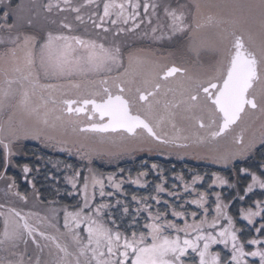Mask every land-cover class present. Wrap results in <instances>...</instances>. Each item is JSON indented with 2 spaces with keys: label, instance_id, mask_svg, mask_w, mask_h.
Segmentation results:
<instances>
[{
  "label": "snow or ice",
  "instance_id": "obj_1",
  "mask_svg": "<svg viewBox=\"0 0 264 264\" xmlns=\"http://www.w3.org/2000/svg\"><path fill=\"white\" fill-rule=\"evenodd\" d=\"M93 3L95 0H84V6ZM63 4L68 8H61L59 0L55 3L49 0L43 5V9L51 12L55 7L60 11L80 12V7H71V0H63ZM141 7L144 18L151 24V17L157 15L159 5L150 0H143V3L141 0H103L99 23L94 19L92 23L100 29L105 23L127 26L131 22L130 28L117 27V34L132 32L138 30L143 23V20L137 23L141 16ZM18 9H22V6L17 4L13 9L9 3H4L2 9L6 35H0V46L3 47V52L0 53V75L3 77V83L0 84V115H7V128L0 125V133H6L0 135V166L4 169L19 166L12 159L16 154L13 151L15 142L40 136L39 131L24 129L23 120L17 121L16 115L40 118L39 106L33 103V97H36L38 92L47 91L48 98L56 103L52 99L53 93L59 91L62 86L41 84V74L45 78H64L78 74L111 72L113 68L123 67L124 62L119 45L109 47L95 40L54 34L51 31L41 36L37 32L29 31L34 27L32 19L19 24H7L11 12ZM96 15L97 13H92L93 17ZM164 15L168 21L167 32L162 24L153 26L152 35L156 40L172 39L180 34L184 36L187 49L195 56L196 61L202 51L210 50L220 53L216 63L209 66L205 72L195 75L190 74L187 68L175 64L155 66L148 73H135L134 77H140L137 81L134 77L127 78L129 69L133 65L140 66L143 61L139 55L129 52V68H126L124 73L101 79L99 84L102 87L98 91L88 92L77 99L62 100V111L68 116L82 114L87 117V123L77 121L84 125L79 129L81 132L116 133L121 140L145 137V134L163 145L177 144L181 138L187 140V136H180L182 129L177 128L176 119L179 116L180 119L193 122L195 127L203 130V135L196 134L195 143L211 145L229 133H234L232 142L243 144L244 132L248 125L241 127L239 132L235 130L244 117L258 112V118H264V0H189L188 3L179 4L177 7L165 6ZM76 20L83 23V17L80 15L76 16ZM61 27L69 31L72 28L64 21H61ZM109 30L104 28V31ZM158 30L161 34L156 36ZM177 75L181 77V98L165 99L162 103L158 98L162 85L158 81H167ZM72 87L79 88L80 85L73 84ZM169 91L174 90L167 89L164 96H167ZM39 99L47 105L48 100L43 95H40ZM56 119L61 120V117L57 116ZM43 123L48 125L47 114ZM165 126H170L176 135L170 137L168 132L163 131ZM101 138L103 139V136ZM257 143L264 146V123L261 124L259 138L253 137L244 151L217 152L211 158L215 163L228 164L236 156L246 155ZM177 146L188 147L187 144ZM152 167L155 169L157 166ZM260 167L264 169V163ZM22 171L27 177L31 169L25 164ZM89 173L90 175L84 176V184L80 188L84 195L83 205L74 212L68 211L67 208L64 210V231L61 232L57 225L50 224L58 235L40 230L39 224L42 221H31L36 215L34 213L24 214L13 207L8 208L6 212H0L3 217L0 252L7 253L0 257V264H186L189 251L198 258V264H249L248 257L258 258L259 264H264V247H255L252 251L245 250L246 245L238 235L243 233L244 229L237 228L234 217L229 214L232 201L225 203L221 193H213L215 204L210 210L207 206L209 194L205 191L196 192L192 188L196 181L203 179L202 177L193 176L191 184L184 185L185 194L192 188L195 198L185 200L179 205L181 209L186 204H193L202 209L203 216L199 220L194 219L189 223L187 217H196L198 213L179 211L175 204L169 205L167 201H164V211L157 208L154 213L152 206L146 201L152 199L159 205L161 201L158 195L139 199L133 196V201L142 207L135 209V215L125 225L123 218L117 223L114 213L105 211L113 208V205L100 203L92 208L97 187L101 198L106 195L111 197L113 193L105 192L103 179L98 178L92 169H89ZM239 173L251 176V182L243 189L245 195L238 194L239 200L244 201L245 196L256 187L264 190V176L243 167L239 169ZM5 175L6 172H0V176ZM114 175H108L107 179L118 191L122 181L117 183ZM145 175V172L138 174ZM80 176L81 171L74 170V174L65 179L76 189V180ZM8 179L12 181L8 184V189L11 190L15 180L12 177ZM133 183H139V179ZM212 185L235 187L218 173L212 174ZM164 191L162 184L156 185L157 193ZM15 194L21 200H27L21 193ZM168 195L177 199L180 196L178 192H168ZM120 203L117 200L116 207H119ZM254 204V209L242 207L239 210L240 217L253 227L256 217L264 220V201L256 200ZM3 207L0 205V208ZM169 211L173 219H168ZM210 211L214 213L211 219ZM129 213L130 208L125 205L124 216ZM142 213H147L143 225L140 224ZM177 219H182L183 224L177 223ZM82 225L86 238L81 234ZM255 231H264V223L256 227ZM65 236L68 240L62 239ZM29 240L38 250L35 259L28 254ZM40 240L49 241L54 246V251L50 249L48 253L53 257L51 261L42 262L41 254L45 248H49V244L42 245ZM68 241L71 242V251ZM262 243L264 241L260 239L247 241V244L252 246ZM21 244L24 245L23 251L19 250ZM221 244L224 249L230 251V256L225 260H222L221 252L211 250L213 245Z\"/></svg>",
  "mask_w": 264,
  "mask_h": 264
},
{
  "label": "rangeland",
  "instance_id": "obj_2",
  "mask_svg": "<svg viewBox=\"0 0 264 264\" xmlns=\"http://www.w3.org/2000/svg\"><path fill=\"white\" fill-rule=\"evenodd\" d=\"M12 1V0H11ZM17 1V0H16ZM49 2V0H18L15 5L14 8L17 4L22 6V9H18L16 11L11 12L10 15H12L15 19V22L17 24L22 23L20 20L23 19L24 15H27L28 19H32V17H43L44 19V23L46 25H48V23L52 26H48V30L53 32L54 34L57 33H61L62 30L64 29H60L61 28V19L65 22L68 23L72 26V29H76L78 30V32H83L84 34L88 35H94V31H99L97 32V35L99 36H103V38H101V40L103 41V43L105 44V46H112L111 41H109L108 37L111 34H114L116 32L117 34V27L119 26H112V25H104L103 28H96L94 26V24L92 23V20H96L97 23H99V18L97 17V15L95 17L92 16V14H88L86 15V11H87V6H84V0H71V7H80V16L83 17V23H81L80 21L76 20V14L75 17L73 16L72 13H69V15H72V17L75 18V20L73 19H69L65 16V14L67 13V11H60V9L53 7V9L51 10V12H46L43 9V5L47 4ZM56 0H53V3H55ZM61 8L63 7L62 5V0H59ZM150 2H154L156 4L159 5V7L157 8V15L154 17H151V24L148 23V20L144 18V14H143V8L141 7L140 12H141V16L138 19L137 23H140L141 20H143V23L140 24V27L138 30H135L133 32H135L136 36L139 35H143L144 38H142L143 42H146V46H148L149 50L146 48H136V49H132L129 52H146V53H150L152 51L155 52H161L163 55L161 56V61L163 62L164 59H168L171 58L173 56H180L181 59L183 61H187L188 59V70H191V72L193 74H198L200 72V70H203L204 72L207 70L205 68H209V66L214 65L216 63V61L218 60L220 53L219 52H213L210 50H205L201 52V55L199 57V60L196 61V58L193 54L189 53L188 49H187V44L185 41L184 36L177 34L175 37H173L172 39H162V40H156L153 35H152V27L153 26H158V25H164V31L167 32V18L164 15V7L171 5L172 7H177L179 4H185L188 3L189 0H150ZM172 2V3H171ZM173 2H176V4L174 5ZM7 3V2H6ZM10 3V2H9ZM141 3H143V0H141ZM171 3V4H169ZM92 7L96 8V13H98L99 11H103V0H95V4L91 5ZM66 7V6H64ZM63 7V8H64ZM149 16H151V9L149 10ZM3 14H0V18L2 19ZM4 18V17H3ZM88 19L89 21L87 22ZM189 18V22H190ZM39 21H42V19H38ZM1 21V20H0ZM8 21V19H7ZM54 22V24H53ZM88 23V25H90V27H88L86 24ZM1 24L3 26H5V20H3L1 22ZM74 24V25H73ZM131 24H129L130 26ZM47 27V26H46ZM60 27V28H59ZM59 28V29H58ZM104 28H108L110 29L109 31H104ZM141 29L144 30V32H141ZM42 31V30H41ZM66 31V30H64ZM70 32H73L72 30ZM87 32V33H85ZM161 34L160 30L157 31L156 36H159ZM2 35V34H1ZM109 35V36H108ZM178 38H180L178 40ZM88 40H95L97 41V43H102L100 41L97 40V38H90L88 36ZM105 40L108 41L107 44L105 43ZM175 42V43H174ZM171 43H174L175 45L174 48L172 49ZM167 46H170L167 48ZM0 53L3 52V47L0 46ZM207 52L213 53L215 54L216 57H212L211 55H208ZM166 61V60H165ZM196 61V62H194ZM201 65L203 67H201ZM109 72H103V73H86V74H78V75H73L71 77H69L68 79H72V78H91L94 76H104V75H108ZM43 75V74H42ZM44 77V76H43ZM2 75H0V80H2ZM66 78V77H64ZM50 81V80H49ZM76 81V80H75ZM82 81V80H79ZM1 82V81H0ZM61 82H68V80H62ZM60 82V83H61ZM72 82V81H70ZM86 82V81H85ZM41 83V81H40ZM83 83V82H82ZM2 84V83H0ZM49 84V83H46ZM47 92V91H44ZM90 92L89 89L85 90V93ZM40 95H44V93L38 92V95L36 97H33V103L34 105H38V112H39V116L40 118H42L46 108H48L47 105H44L43 101H41L39 99ZM45 98V97H44ZM46 99V98H45ZM48 100V99H46ZM54 113V112H53ZM259 117V113H254V114H250L244 117V120L242 121V123L240 125L237 126L236 128V132L240 131L241 127H244L245 124L248 125L247 130L244 132V143L243 144H236L232 142V136L234 135V133H229L228 136L223 137L218 139L217 141L213 142L211 145L209 144H199V143H195L193 140H191L192 136L196 134H200L203 135V130H200L198 127H195L193 125V122L190 121H186V120H182L179 118V116L176 119V125L177 128L182 129V131L180 132V136L184 137L187 136L188 139L185 140L183 138H181L180 140L177 141V144H173V145H178V144H187L188 147H177V148H165L164 146H169V145H163L161 144H155L153 142L150 141L151 144H145L143 142H137L136 143L134 141H124L125 144L123 145V141L118 143V145L113 144L112 145V138L110 134H84V133H80V135H78V141L79 144H76L77 146H83L85 148H81V150L74 152V149L71 148L70 150L65 148V144H63L61 141L66 140L67 144H73L71 142L70 139H74L77 141V139H75L74 137H71L70 135H66L68 136V138H62V136L60 135H52L50 136L49 134H51V132L56 133L57 131L50 129L51 132L48 133H44L46 131V125L43 124L41 121L38 120H34L32 119V122L30 124L33 125V130L37 131V130H41L43 133H40L39 138H32L34 139L36 142L41 144V147L45 150V151H49L51 149H56L57 150H61L64 152H70L72 153L73 157H76V162L81 163L83 165L87 164L86 167L82 170V173L84 176H88L90 175L89 173V169H92L95 174L97 175L98 178H102L105 184V192H112L113 195L111 197H108L107 195L104 198H101L99 195V188L97 187L96 192H95V198L94 201L92 203V208H95V206L97 204L100 203H109L111 205H113V208L111 209H106V212H113L114 213V218L117 220L121 221V219L123 218V223L125 224L127 222V224L131 221L132 215H135V209H137L138 207H142L141 204H138L136 201H133L132 197L127 196L125 193V188L126 189H132V188H138V189H144L147 192V196H142V197H152V196H157L159 197L161 203L159 205H157L155 200L152 199H148L146 201L147 204L151 205L152 208H154L152 211L155 213L157 211V208H159L160 211H164L165 210V204L164 201H167L169 205L171 204H175L177 206V210L179 211H186L188 213H191L193 211L197 212L198 215L196 217H192L191 215H189L187 217L188 222L191 223L194 219L195 220H199L201 218V216H203V211L202 209H198L196 205L193 204H186L184 208H180L179 205L183 204L185 200H191L195 198V193L192 191V188H194L196 190V192H200V191H205L209 194V200H208V204L207 206L209 207V209L211 210L214 207L215 204V196L212 195L213 193L219 192L222 195V198L224 199L225 203H228L227 201V196L225 197V194H223L221 191L224 188L226 193L229 192V190H231L229 188L228 185H212V174L213 173H218L221 177L225 178L226 180H228L229 184H231V180L232 181H236L235 177H239L242 176L243 178L245 177V174L243 173H239L238 172L235 173H230L228 175L221 173L219 170H211V172H206L203 171L202 173H199L197 170L193 171L191 173H184L182 171H179L178 168H176L175 164L170 163L169 166L164 165V164H160L159 162H152L150 163V161H155L156 159H158L160 156L162 158V160H166V161H180L182 158H188V159H193V162L196 163H203V161L208 162L211 158V154L214 155L217 152H239V151H244L250 141L252 140L253 137H256L257 139L259 138L260 135V131H261V124L264 123V118H258ZM43 119V118H42ZM50 119V118H48ZM7 120V118H6ZM17 121L19 120H23V128L26 129L27 125L29 126V119H25L24 116H20L17 119ZM53 125L55 126H59L61 125L59 122H57L56 124L53 123ZM51 125V122L49 120L48 122V126H53ZM32 130V131H33ZM22 131V129H21ZM163 131L168 132L169 136H174L176 135V133L174 132V130L170 127V126H165L163 128ZM58 133V132H57ZM63 136H65L64 134H62ZM101 136H103V139L101 138ZM146 136V135H145ZM70 137V138H69ZM31 140V138L29 139ZM127 142V143H126ZM66 144V145H67ZM140 144L143 145L140 146ZM259 146H261L259 143L256 144V146L254 148H252L251 150H249L247 152L246 155L244 156H236L235 159H233L230 163H228V165L233 164L236 161H239L241 159H243L244 157H246L247 155L251 154L254 149L258 152H260L259 154L264 157V146H261L259 148ZM47 149V150H46ZM148 150V154L145 153ZM256 152V154L258 153ZM52 154V152H51ZM132 155V156H131ZM190 156V157H182L181 156ZM126 156H131V158L133 159H140L138 160L136 163H138V170L137 171H133V180H130V176H126L123 177L121 176V174H115L116 171L114 168H116V164L122 160L123 157ZM131 158L129 160H131ZM248 160H250V158H246L243 159L242 163L240 164L241 167L240 168H251V165H255V162H249ZM63 160L58 158V159H53L47 160V162H49V167L52 169L53 175H56V178H48L44 176V181L45 183H51L53 182L54 186L51 185L49 188L52 189V191L54 193H57V191L62 192L61 194H63L64 196H69L70 200H73L76 203V206H74L75 208H67L69 206H66L67 210L70 212H74L76 211L80 206L83 205L84 203V195L83 193L80 192V188H82L83 184H84V179L81 180V182H76L78 187L76 189H73L71 184H69L67 182V180L65 179V177L67 176H72L70 173L73 172L74 170L79 169V165L75 164V163H70V164H64L62 162ZM93 162H99L100 165L104 163L112 166L111 169H109L110 167H107L105 169H103V171L100 170H95V168L92 167ZM215 166L217 167H223L227 164L221 162V163H215ZM246 163V164H245ZM68 165H72V168H69ZM156 165L157 167L154 169L152 166ZM258 164L256 163V169H250V171H254L257 173V175H261L264 176V169H262L260 167V170L262 173L259 172V166H257ZM261 165V164H260ZM40 166H38L39 168ZM89 168V169H88ZM239 168V169H240ZM48 169V167H47ZM140 172H145L147 173V175L145 176H138V174ZM110 174H115L114 175V179L117 183L121 182V188L120 190H115L108 182V175ZM193 176H200L203 179L196 181V183L194 185H192V188L188 189L187 194H185V188L184 185L185 184H191L192 182V178ZM178 177H183V179H178ZM139 179V183H133V181ZM246 179V183L244 185V188L248 185V183L251 182V176L248 175ZM56 183V184H55ZM157 184H162V186L165 188L164 192L161 193H157L156 192V185ZM210 185H212L211 187H209ZM133 191V189L131 190ZM168 192H178L180 194L179 198H174L172 196L168 195ZM258 192V197H254L253 193ZM69 193H71V195H69ZM243 195L244 192L242 193ZM92 195V188H91V184L89 185V196ZM67 196V197H68ZM135 196V195H133ZM231 196V195H229ZM249 196H252L253 199L250 200ZM137 197V196H136ZM142 197H137L142 198ZM246 198H249L250 200V204L249 205H244L243 203H240V205H237L238 210H240V208H244L247 209L249 207H252L253 209L255 208V204L254 202L256 200H262L264 201V190H261L259 187H256L253 189L252 192L248 193L246 195ZM231 199V198H230ZM117 200H119L121 203L119 205V207H116V202ZM72 202V201H71ZM56 203V202H55ZM71 205V204H70ZM127 205L130 208V213L127 216H124L123 214V207ZM230 207V206H229ZM65 210V208H64ZM237 210L238 213H236V215H234L233 213H231V215L234 217L236 223H240L243 227L249 226L248 231L252 232L253 230V236H251V239H260L262 241L264 237L260 236L259 232L257 233L255 231V228L251 230L252 226L247 224L246 220H243L240 217L239 211ZM232 212V210H229V213ZM50 217H52V219L56 220L57 218V213H50L49 214ZM214 215V213H212L210 211L209 214V219H211V216ZM116 216V217H115ZM142 216V215H141ZM64 217V215H63ZM168 219H173V217L171 216V213L169 211L168 214ZM64 220V219H63ZM260 221H262V223H264V220L261 219V217H256L254 222L256 227H259L261 225ZM145 222V220L142 218L140 220V223L143 224ZM64 223V221H63ZM177 223L179 224H183V220L182 219H177ZM246 226H245V225ZM235 226L237 228H241L240 226H238L237 224H235ZM122 230V229H121ZM81 234L86 238V233H83V225L81 226ZM239 235V233H238ZM243 243H245L246 251H252L255 247H264V243L260 244V245H248L246 241L241 240ZM213 252L219 251L221 252V257L222 260L227 259L230 256V251L224 249V246L221 245H213L212 249ZM249 260V264H253V261L255 262V264H259V260L258 258H253V257H248L247 258ZM186 264H198V258H195V254L191 253V251H189V256L186 259Z\"/></svg>",
  "mask_w": 264,
  "mask_h": 264
},
{
  "label": "trees",
  "instance_id": "obj_3",
  "mask_svg": "<svg viewBox=\"0 0 264 264\" xmlns=\"http://www.w3.org/2000/svg\"><path fill=\"white\" fill-rule=\"evenodd\" d=\"M17 1L16 0H12V1L11 0H0V14H3L2 9L4 8V3L10 2L9 4H11L12 8L14 9V5ZM40 18L42 19V21L38 20ZM14 19L15 18L12 15H10V17L8 18L7 24H12L13 22H15ZM27 19H28L27 15H24L23 19H21L20 21L24 22ZM0 20H1L0 21V35L1 34L6 35V31H4V26L1 24V22L4 20V18L2 17V19L0 18ZM32 20H33L34 27L32 29H29V31L37 32L38 34H40L42 36L44 34V31H47L49 29L48 26H50V25L49 24L46 25L44 23L43 17H32ZM53 24H54V22H53ZM0 83H2V82H0ZM6 118H7V115H0V125L5 126ZM15 119H16V117H15ZM5 134L6 133H0V135H5ZM62 138H63V136H62ZM21 143H23V145H26L27 147L28 146L34 147L36 149V152H37L36 155L37 156H39V155L43 156L41 154V152L45 153V150L41 147V144L36 142L34 139L29 140V138H24V139H21ZM63 144H65L64 146L68 150L73 148L74 152L81 150V148H85L83 146H76V145L73 146V144H67L66 140H64ZM260 147L261 146H259V148ZM255 149L251 154L247 155L243 159L250 158V160H248L249 162L254 161L255 165L252 164L250 169H256V171H257V168H256V163H257L258 164L257 166H259V172L262 173L260 170V164L264 163V157H263V155L261 156L259 154L260 152L256 151L257 149L256 150ZM13 150L16 153V144H14ZM50 151L52 152V154H51L52 157H54L55 159H58V158L62 159L63 160L62 162L64 164L72 163L70 161H74V163L77 165L81 164V163H78L75 161L76 157H73L75 155H73L70 152H64L61 150H57V147H56V149H51ZM256 152H258V153L256 154ZM212 156L213 155L211 154V157ZM182 157H190V156L184 155V156H181L180 158H182ZM130 158H131V156L123 157L122 161H120L116 164L115 167L118 169L114 168L116 171L115 174H117V173L123 174L124 172H127V173H130V174H128V176L133 177V175H132L133 171L138 170V167H137L138 163H136V162L140 159L131 158V160H129ZM12 159H13L14 163L16 164V154L12 157ZM243 159L236 161L231 165L227 164L223 167L215 166L216 164L213 163L212 158H210V160L208 162L203 161L202 164L193 162V159L191 160L188 158H182L180 161H166V160H162V158H158V159H156V162H159L161 165L164 164L167 166H169L170 163L172 164V166H173V164H175L176 168H178L179 171H182L184 173L185 172L191 173V172L196 171V170L199 173H202L203 171L211 172V170H219L221 173L228 175L230 173L236 174L238 172L239 168L241 167L240 164H243L242 163ZM76 160H78V159H76ZM151 162H153V161H150V163ZM86 165L87 164H85V165L81 164V165H79V169H77V170L81 171V176L77 178L78 182H81V180L84 179V175L82 173V170L84 168H87ZM90 165H92V167L95 168V170H100V171H103V169H105L107 167H110L109 169H111V167H112L106 163H104V165L103 164L100 165L99 162H93ZM33 167L35 169L33 168L34 170L32 169V174H28L27 177H25V174L23 173L22 167H21L20 177H19L18 172L16 173V167H9L8 169H4L2 166H0V172H6L5 176H0V205L4 206L3 208H0V212H6L8 208L13 207V208H16L17 210L21 211L24 214L34 213L36 215H34L31 218V221L33 223H35L37 219H40L42 221L39 224L40 230L45 231V232L52 234V235H58V233H56V229L53 227H50V224L57 225L60 228L61 232H63L64 231V229H63L64 208H66V206H69L67 208H75L74 206H76V203L73 200H70L68 195H67L68 197L62 195L61 194L62 192L57 191V193H54L51 189L52 186H54L53 182L45 183L44 176H42L41 171H38L36 169V167H38L37 162L35 165H33ZM126 170H128V171H126ZM44 173H46V172H44ZM238 175H239V172H238ZM8 177H12L15 180V185L11 190L8 189V184L11 183L12 181L9 180ZM247 177H248V175H246V174H245L244 178L240 175H239V177L236 176L235 177L236 181H232V180L230 181L231 184L235 185V187H229L231 190H229L228 193H226L224 188L221 191L223 194H225V197L227 196L226 197L227 201H230V200L232 201V203L229 205L230 206L229 210H232V212L229 213L230 215H231V213H233L234 215H236V213H238L237 212V210H238L237 205H240V203H243L244 205H249L250 200L253 199L252 196H249L250 200H249V198H246V196H245L244 201L239 200L238 194L243 195L242 193L244 192L243 189H244V185L246 183L245 178H247ZM55 178H56V175L54 174L53 179H55ZM29 181H31V183H29ZM50 185H51V188H49ZM132 189H133V191H131ZM132 189L128 190L125 188L124 191H125L127 196L133 197V195H135L137 197H142V196L148 195L145 188L144 189L132 188ZM17 192L26 196L27 200L26 201L21 200L20 197L15 194ZM229 195H231V196H229ZM251 195H253L254 197H258V192H255ZM153 209L154 208H152V210ZM50 213H57L56 220H54V219H52V217H50V215H49ZM146 215H147V213H142L140 220L142 218L144 219V217ZM120 222L121 221L118 220V223H120ZM260 223H262V221H260ZM126 224H127V222L125 223V225ZM236 224L244 229L243 233H239L241 240H244L247 242L249 239H251V236H253L252 235L253 234L252 229L256 228V225H255V227L252 226V228H251L252 232H249L248 231L249 226H246L244 224L246 227H243L238 222ZM254 224H255V222H254ZM141 225H143V224H141ZM2 228H3V217L0 216V230H2ZM260 236L264 237V231H262L260 233ZM37 239H40V238L37 237ZM62 239L68 240V238L66 236L63 237ZM263 240H264V238H263ZM68 242H69L70 251H71V250H73L71 248V242L70 241H68ZM40 243L42 245L43 244H49V248H45L43 254H41L42 262L43 261H51L53 259V257H50L48 253H49L50 249L52 251H54V246H52L49 241L40 240ZM27 248H28V254L31 255L33 257V259H35V256H36L38 250L31 243V240H29ZM23 249H24V245L21 244L19 250L23 251ZM5 255H7V253L0 252V257H3Z\"/></svg>",
  "mask_w": 264,
  "mask_h": 264
},
{
  "label": "flooded vegetation",
  "instance_id": "obj_4",
  "mask_svg": "<svg viewBox=\"0 0 264 264\" xmlns=\"http://www.w3.org/2000/svg\"><path fill=\"white\" fill-rule=\"evenodd\" d=\"M171 3H169V4H171ZM93 4H95V3H93ZM93 4H91V5H93ZM173 4L175 5L176 2H173ZM62 5H63V7L66 6V7H64L65 9L68 8L67 5L63 4V0H62ZM91 5L87 6L86 15H88V14L91 15L94 12L96 13V11H97L96 8L92 7ZM65 11H67L65 16L67 18H69V19H72V20L73 19L75 20V18H74L75 14L76 15L80 14V12L79 13H75V12H71L70 10H65ZM102 12L103 11H101V12L99 11L97 13V17L98 18H99V14H102ZM69 13H72L74 17H72V15H69ZM63 20L61 19L60 21H63ZM86 20H87V22L89 21L88 19H86ZM105 24L106 25H111L110 23H105ZM129 24H131V22H129ZM129 24L127 26L122 25V24L118 25V26L119 27H129L130 28L132 25L129 26ZM86 25L88 27H90V25H88V23ZM50 26H52V25H50ZM60 29H64L66 31L62 30L61 33H57V34H64V35H68V36H79L80 38H82L84 40H88V36L90 38H95L96 37L98 41L103 43V41L101 40V38H103V36L97 35V32H99V31H95L94 28H93V31H94V35L93 36L92 35H88L87 36L83 32L80 33V32H78V30L72 29V28H71V30L73 32H70L68 29H65V28H62V27ZM47 31H49V30H47ZM47 31H44V33L47 32ZM141 32H144V30L141 29ZM85 33H87V32H85ZM142 38H144L143 35L136 36L135 32H133V31L132 32L119 33L118 35H116V32H115L114 34H111L108 37L109 41H111V43H112V46L119 45L121 47L122 53L124 55L123 67H120L118 69L117 68H113V70L111 72H109L108 75L94 76V77H91V78H83V77H81L82 79H80V78L68 79L69 77H66V78H56V77L45 78L41 74V79H40L41 84L49 83V84H55V85L62 86L59 89V91H56V92L53 93L52 99H54L56 101V103H53L52 100H50L48 98V92H44V91L41 92V93H44L43 96L46 99H48V103H47L48 108L44 109L45 112H44L42 118L44 119L45 114H47V119L50 118V119H48V122L50 120L51 125H53V123L56 124L57 122H59L61 124L59 126H50V127H47L48 125H46V131L44 133L51 132L50 129H53V130L57 131L58 133L57 132L56 133L51 132V134H49L50 136H52V135L63 136L62 134H64L65 136H63V138L64 137L68 138V136H66V135H70L71 137H74L75 139H77V141L74 140V139H70L71 142L73 143V146H75L76 144H79L78 135H80V133L92 134L91 132H81V131H79V129L81 127H83L84 125L82 123H77V121H83V122L87 123V117L82 115V114L79 115V116H77V115L68 116L67 113L62 111L61 101L64 100V99H77L80 96L85 95L84 93H85L86 89H89L90 92L91 91H98L102 87L99 84V81L101 79H104L105 77H108V78L116 77L118 74L124 73L125 69L129 68L128 60H127V56H128L127 52L128 51H130L132 49H136V48H146V49L149 50L148 46H146V42L145 41L143 42ZM179 39L180 38H178V40ZM107 42L108 41L105 40L106 44H107ZM174 43H171L172 49L174 48V46H173V45H175ZM168 47H170V46H167V48ZM146 52H148V51H146ZM146 52H140V53L134 52L135 54L139 55V57L141 58L143 63L140 66H138V67L136 65H133L132 68L129 69V77H127L128 79L133 78L135 73H148V72L152 71L155 66H172L173 64H175L176 66L184 67V68L188 69V64H187L188 63V59H187V61H183L180 56L176 55V56H173L171 58L164 59L163 62H162L161 61V56L163 54L161 52H155V51H152L150 53H146ZM207 54L211 55L212 57H216L215 54H213V53L207 52ZM205 69H208V67L205 68ZM188 71H189L190 74H193L191 72V70H188ZM203 72H204L203 70H200L199 73H203ZM193 75H195V74H193ZM134 78L137 81H139V79H140L139 76H135ZM62 80H68V82H61ZM79 80H82V81H79ZM180 80H181V77H179L177 75L176 77L169 78L167 81H164V80H159L158 81L162 85L161 94L158 97V98L161 99L162 103H163V101L165 99L173 100V99H180L181 98L180 97ZM0 81L2 82V80H0ZM70 81H72V82H70ZM109 83L111 84V79L109 80ZM73 84H79L80 87L79 88H74V87H72ZM167 89H173L174 91H169V92H167V96H164V92ZM19 115L20 116H24L22 114H17L16 115L17 119L19 118ZM57 116L61 117V120H57L56 119ZM24 117H25V119H27V118L29 119V126L27 125L26 129H28L30 131L33 130V125L30 124L32 122V119L41 121L42 125L44 124L42 118L37 119V117H35V116H32V117L24 116ZM5 127H7L6 124H5ZM74 129H75V131H74ZM35 130H33V132H35ZM37 131H39L40 133H43L42 129L41 130H37ZM93 134H96V133H93ZM107 134L111 135V138L113 140L112 141V145L117 143L118 141H119L118 143L123 141V145L125 144L124 141H127V142L134 141L135 143H136V141L137 142L141 141V142H143V143L148 145V144H151L150 143V141H151V142L161 146V144H159L156 141L151 140L150 137H146V136L145 137H141V138H129V139H126V140H121L119 138V135L116 134V133H107ZM28 138L30 139L31 137H28ZM195 138L196 137L194 135V136H192L191 140L194 141ZM31 140H32V138H31ZM61 142L64 143L63 140ZM118 143L115 144V145H118ZM14 144H16V165H19L18 167H16V173L18 172L19 177H20V169H21V167L23 165L27 164L29 166V168L31 169L29 174H32V169L34 168L33 165H35L36 162H37L38 166H40V167L39 168L36 167V169L38 171H41L42 176H45V177H48V178H54L52 169L49 167V162H47V160L51 161L52 158L53 159H55V158L52 157V155H51V153L49 151H45V153L41 152V154L43 156H41V155L37 156L36 155L37 154L36 149L34 147H32V146H30V147L28 146L27 147L26 145H23V143H21V140L16 142V143H14ZM140 146L143 147L142 144H140ZM164 147L165 148H173V147L177 148L178 146L170 144L169 146H164ZM145 153L148 154V150ZM158 157L161 158L160 156H158ZM120 161H122V160H120ZM70 162L74 163V161H70ZM153 162H156V160L155 161L153 160ZM47 167H48V169H47ZM116 169H118V168H116ZM126 171H128V170H126ZM44 172H46V173H44ZM70 174L73 175L72 172ZM120 174L123 177H126L130 173L124 172L123 174L122 173H120ZM129 179L133 180L134 178L131 176ZM76 182H78V179L76 180Z\"/></svg>",
  "mask_w": 264,
  "mask_h": 264
},
{
  "label": "water",
  "instance_id": "obj_5",
  "mask_svg": "<svg viewBox=\"0 0 264 264\" xmlns=\"http://www.w3.org/2000/svg\"><path fill=\"white\" fill-rule=\"evenodd\" d=\"M2 83H3V78H2ZM7 126V125H6ZM7 128V127H6Z\"/></svg>",
  "mask_w": 264,
  "mask_h": 264
}]
</instances>
